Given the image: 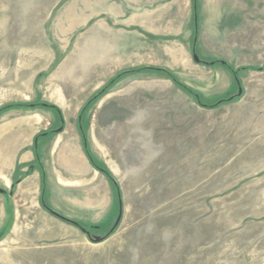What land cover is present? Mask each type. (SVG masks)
<instances>
[{
  "label": "rangeland",
  "instance_id": "rangeland-1",
  "mask_svg": "<svg viewBox=\"0 0 264 264\" xmlns=\"http://www.w3.org/2000/svg\"><path fill=\"white\" fill-rule=\"evenodd\" d=\"M190 3L0 0V108L48 102L64 120L60 127L47 108L0 114V264H264V71H244L243 96L216 108L160 73L118 80L89 107L85 127L120 185L121 220L106 239L73 224L105 234L118 216L115 191L90 163L77 125L111 78L158 67L213 103L238 86L194 53L264 66V6L214 20L197 0L193 52ZM224 23L235 26L227 42L202 37L201 25L223 33ZM52 130L36 159L34 137Z\"/></svg>",
  "mask_w": 264,
  "mask_h": 264
},
{
  "label": "trees",
  "instance_id": "trees-1",
  "mask_svg": "<svg viewBox=\"0 0 264 264\" xmlns=\"http://www.w3.org/2000/svg\"><path fill=\"white\" fill-rule=\"evenodd\" d=\"M197 0H194V25H195V34H194V40H193V52L196 51V46H197V39H198V28H197V4H196ZM201 63L206 64L208 66H216V65H222L226 68H228L235 80L236 86H238V92L240 90L241 87V75L244 71L251 69V70H256V71H264V66H252V67H248V66H243V67H234L232 65H230L227 61L222 60V59H215V60H200ZM142 72H156V73H160L163 75L168 76L179 88H181L182 90H184L186 93L190 94L194 101L200 105L201 107L204 108H216L224 103L227 102H232V101H236L239 100L244 92L242 91V94H237V95H228V96H224L219 98L218 100H216L213 103H208L204 100V98L194 89H192L191 87L187 86L185 83H182L173 73H171L168 70L162 69V68H158V67H139L133 70H129V71H124L121 72L119 74H117L116 76H114L113 78L110 79V81L107 83V85L93 98H91L90 100H88L85 105L82 107L79 116H78V120H77V125H78V130L79 133L81 135V139H82V144H83V148L86 152V155L89 158L90 163L100 172H102L110 181L114 191H115V195H116V203H117V208H118V216L120 213H122V192L120 189V185L118 184L117 180L115 179V177L113 176L112 172L106 168L105 166H103L102 164H100L98 162V160L96 159V157L94 156V154L92 153L90 147H89V142H88V138H87V132H86V127H85V114L87 112V110L89 109V107L93 104L94 101H96L100 96H102L104 93H106L116 82H118V80H120L122 77L129 75V74H134V73H142ZM12 108H47L52 110L55 114L56 117L60 123V127H63L64 124V120H63V115H62V111L61 109L52 103H48V102H30V103H15V104H9L6 105L2 108H0V114L3 113L4 111L8 110V109H12ZM57 132L52 130V131H47V132H43L40 133L38 135H36L34 137V142H33V148H34V153H35V157L36 159L39 160V144L41 141L48 139L50 136H52L53 134H55ZM34 166H30L29 170L27 171V174H30L33 170H34ZM18 181H15L14 184L12 185V189L15 187L16 183ZM41 202L43 204V206L47 209L50 210V207L47 203V193H46V182H45V176L44 174L42 175V191H41ZM117 216V218H118ZM117 218L115 220V223L117 221ZM73 222V221H72ZM115 223H113V225L109 228L108 231H106L105 234H101L103 233V229L100 228H96V227H90V226H86L83 223H76L73 222V224H75L76 226H78L80 229H82L86 234H88L89 237L92 238V240H94L93 238L95 237H100L102 239H106L107 237H109L117 228L118 225H115Z\"/></svg>",
  "mask_w": 264,
  "mask_h": 264
},
{
  "label": "crops",
  "instance_id": "crops-1",
  "mask_svg": "<svg viewBox=\"0 0 264 264\" xmlns=\"http://www.w3.org/2000/svg\"><path fill=\"white\" fill-rule=\"evenodd\" d=\"M190 23H187V26L190 25V30L186 31V35H188V41L190 43H193L194 40V34H195V25H194V5H193V0H190ZM201 2V9L204 11V13H211L213 15H210L212 19L216 20L217 19V12H234V11H249L252 10L255 7H258L259 9H262L264 6V0H200ZM244 5V6H243ZM235 26L230 25V23H224L222 28H226V31L221 33L218 28L216 27V24L212 27H210L211 31H208L207 34H204V26L201 25V34L202 37L203 35H206V41L210 40L214 43H223L227 42V38L231 36V31L232 28ZM201 36V35H200ZM218 65H216L217 67ZM224 70L228 72L230 75V79H232V73L231 71L222 66ZM231 84V82H230Z\"/></svg>",
  "mask_w": 264,
  "mask_h": 264
},
{
  "label": "water",
  "instance_id": "water-1",
  "mask_svg": "<svg viewBox=\"0 0 264 264\" xmlns=\"http://www.w3.org/2000/svg\"><path fill=\"white\" fill-rule=\"evenodd\" d=\"M194 59H195V61L196 62H200V58H199V56H198V54H196V53H194ZM242 91H243V89L242 88H240V90H239V93L238 94H242ZM120 220H121V213H120V215L118 216V218H117V221H116V223H115V225H118L119 224V222H120Z\"/></svg>",
  "mask_w": 264,
  "mask_h": 264
}]
</instances>
